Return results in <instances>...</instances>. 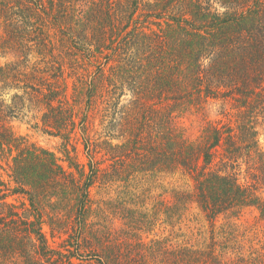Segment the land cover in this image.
Returning <instances> with one entry per match:
<instances>
[{"label":"trees","instance_id":"trees-1","mask_svg":"<svg viewBox=\"0 0 264 264\" xmlns=\"http://www.w3.org/2000/svg\"><path fill=\"white\" fill-rule=\"evenodd\" d=\"M0 55V264H125L94 245L91 189L174 172L193 184L174 210L195 203L212 242H156L145 264H264L236 232L214 238L220 216L247 207L264 223V0H0ZM210 100L228 123L188 142L176 115ZM23 110L63 158L15 133ZM85 249L97 253L87 263Z\"/></svg>","mask_w":264,"mask_h":264},{"label":"rangeland","instance_id":"rangeland-1","mask_svg":"<svg viewBox=\"0 0 264 264\" xmlns=\"http://www.w3.org/2000/svg\"><path fill=\"white\" fill-rule=\"evenodd\" d=\"M214 8L220 13L226 11L219 3H215ZM6 61L7 59L0 55V64H5ZM229 112L227 104L210 100L202 109H188L183 114L176 115L174 123L185 140L195 142L208 124L219 121L228 123ZM35 116L27 110L19 112L11 123L15 133L63 158L60 153L62 140L44 132L41 125L37 127ZM258 141L264 150V126L259 128ZM80 149L82 150V147ZM102 153L104 152L97 153L96 158L106 159ZM85 155L86 151L80 154L81 162L88 161ZM106 166L107 163H103L104 170L109 169ZM3 175L7 180L5 173ZM130 180L129 184H124L105 179L91 189V204L95 210L92 218L94 226L99 230V237L91 238L97 248L107 245V249L100 252L101 256L118 253L122 255L119 259L125 264H145V261L150 262L152 253H155L154 249L158 250L156 242L160 241L168 247L170 241L177 246L206 250L212 242L211 229L197 205L188 201L187 206L181 204L176 208L178 211H175L173 206L180 197L178 195L193 193L192 182L181 172L137 174ZM181 200L185 202V199ZM215 227L214 238L217 242H221L224 232H236L235 243L241 246L240 250L245 255L253 252L264 255V223L255 207L244 208L240 214L222 215L217 219ZM43 231L52 246L58 248L62 242L61 238L57 235L53 239L48 226H44ZM84 253L86 258L87 254L93 257L97 254L86 249ZM89 257L87 261L84 260L86 263L90 260ZM232 260L231 255L225 258L224 262L229 264Z\"/></svg>","mask_w":264,"mask_h":264}]
</instances>
